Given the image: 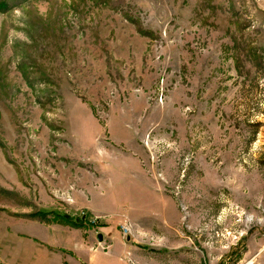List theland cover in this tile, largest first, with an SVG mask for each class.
<instances>
[{"label":"rangeland","instance_id":"obj_1","mask_svg":"<svg viewBox=\"0 0 264 264\" xmlns=\"http://www.w3.org/2000/svg\"><path fill=\"white\" fill-rule=\"evenodd\" d=\"M120 237L264 264V0H0V264H122Z\"/></svg>","mask_w":264,"mask_h":264},{"label":"crops","instance_id":"obj_2","mask_svg":"<svg viewBox=\"0 0 264 264\" xmlns=\"http://www.w3.org/2000/svg\"><path fill=\"white\" fill-rule=\"evenodd\" d=\"M90 211L92 213H95L93 215H98L96 213L100 212L99 210V207L97 208L96 206H93V208H89ZM93 209V210H92ZM91 215V214H90ZM106 215V214H105ZM100 216V215H99ZM107 216V215H106ZM102 218V217H101ZM60 227H63V226H60ZM48 238V239H47ZM44 241H47L49 243L48 246H50L54 251H58V252H63L62 249H64L63 247H65L64 245L62 244H56V243H53L52 241L49 240V237H45V239H43ZM127 241V240H126ZM119 243L121 245V253H122V257H120L119 259L122 260L121 263L122 264H127L126 260L123 259L124 256H125V252L127 251H130L131 250V245L125 241H123L122 237H120L119 239ZM53 246V247H52ZM61 249V250H60ZM52 251V250H51ZM63 254V257H64V252L62 253Z\"/></svg>","mask_w":264,"mask_h":264},{"label":"built area","instance_id":"obj_3","mask_svg":"<svg viewBox=\"0 0 264 264\" xmlns=\"http://www.w3.org/2000/svg\"><path fill=\"white\" fill-rule=\"evenodd\" d=\"M100 217L99 216H97V215H91L90 217H89V220L91 221V222H98V219H99ZM120 226V229H121V232H122V234H123V236H126V237H128V235L130 234V232H131V230H130V225H128L127 223H124V224H121V225H119Z\"/></svg>","mask_w":264,"mask_h":264},{"label":"water","instance_id":"obj_4","mask_svg":"<svg viewBox=\"0 0 264 264\" xmlns=\"http://www.w3.org/2000/svg\"><path fill=\"white\" fill-rule=\"evenodd\" d=\"M96 238H97L98 241H101V239H102V235H101L100 233H98V234L96 235Z\"/></svg>","mask_w":264,"mask_h":264}]
</instances>
